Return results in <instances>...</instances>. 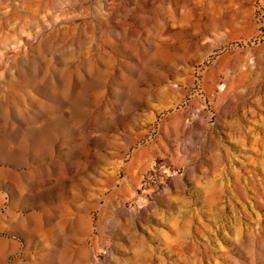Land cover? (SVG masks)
<instances>
[{
	"label": "rangeland",
	"instance_id": "1",
	"mask_svg": "<svg viewBox=\"0 0 264 264\" xmlns=\"http://www.w3.org/2000/svg\"><path fill=\"white\" fill-rule=\"evenodd\" d=\"M261 23L0 0V264H264Z\"/></svg>",
	"mask_w": 264,
	"mask_h": 264
},
{
	"label": "built area",
	"instance_id": "2",
	"mask_svg": "<svg viewBox=\"0 0 264 264\" xmlns=\"http://www.w3.org/2000/svg\"><path fill=\"white\" fill-rule=\"evenodd\" d=\"M257 9L259 10V5L257 6ZM261 29L264 31V23H261Z\"/></svg>",
	"mask_w": 264,
	"mask_h": 264
}]
</instances>
